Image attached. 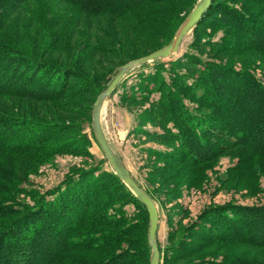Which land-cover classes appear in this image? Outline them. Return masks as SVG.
Segmentation results:
<instances>
[{"label":"trees","instance_id":"16d2710c","mask_svg":"<svg viewBox=\"0 0 264 264\" xmlns=\"http://www.w3.org/2000/svg\"><path fill=\"white\" fill-rule=\"evenodd\" d=\"M56 1V10L46 18V26L39 25L35 38L37 23L26 25L32 0H0V163L10 161L15 170H20L22 160L41 168L48 154L70 152L64 140L71 127L62 118L85 99L90 123L96 98L107 89L117 68L167 46L197 2ZM230 1L213 0L193 31L206 35L207 28L225 25L229 42L238 46L243 42L250 51L264 55L262 21L236 6L234 2L241 0ZM252 2L264 14V0ZM182 10L186 14L180 18ZM123 51L127 57H119L118 64L107 69V56H121ZM192 60L202 68L195 80L201 91L194 96L221 124L207 128L186 115L184 96L193 95L189 74L176 75L177 81L182 77L179 88L178 83L169 86L163 81L154 106L161 120L178 127L184 148L180 160L205 163L220 148L243 152L248 165L264 159V81L218 61ZM89 70L99 74L92 77ZM33 105L40 108V115L34 114ZM92 136L96 141L93 131ZM79 138L85 144L80 149L91 142L84 135ZM1 173L0 169V185L5 184L0 193L6 183L18 189L14 179ZM5 193L10 203L0 205V264H150L146 207L112 171L98 166L74 171L32 206L17 203L10 192ZM128 205L135 208L134 217L127 214ZM216 213L215 225L202 233L207 246L229 240L248 254L237 261L191 264H264V206H230ZM167 250L166 262L191 259L196 247L181 241Z\"/></svg>","mask_w":264,"mask_h":264},{"label":"rangeland","instance_id":"374dc122","mask_svg":"<svg viewBox=\"0 0 264 264\" xmlns=\"http://www.w3.org/2000/svg\"><path fill=\"white\" fill-rule=\"evenodd\" d=\"M234 3L257 15L262 21L261 32L264 33L262 8L257 7L252 0ZM56 8V0H32L26 25L31 27L37 23L39 28L36 26L37 30H33L36 31V35H33L35 38L39 37L40 26H46V18ZM185 12L182 10L179 17L183 18ZM227 30L225 25L207 28L206 35H198L191 30L174 55L131 69L106 101L103 109L102 123L112 148L121 156L133 178L150 195L158 209L157 243L161 250L162 264H191L198 261L222 263L226 259H245L247 249L239 248L229 240L216 243L213 247L207 246L202 233L209 226L215 225L213 220L218 217V209L230 206L259 209L264 206V159L256 158L248 165L243 152L220 148L221 151L205 163L194 165L184 162L180 160L184 148L179 142L181 137L178 127L171 121L161 120L154 106L161 97L159 87L163 81L169 86L178 83L179 88L182 77L177 81L176 75L189 74L187 83L193 95L184 96L186 115L194 116V120L202 121V125L207 128L216 129L221 124L215 121L213 112L194 96V93L201 91L200 87H196L195 80L199 79L202 68L194 65L193 58L203 62L211 59L231 65L264 81V55L250 51L248 45L242 41L239 46L229 42ZM159 38L162 42V36ZM154 41V45L159 43L157 38ZM127 55L123 51L121 56L118 53L107 56L105 67L110 69L118 64L119 57L125 58ZM89 73L92 77L93 74H99L91 70ZM152 76H156L155 82H152ZM98 80L102 84L103 76L100 75ZM147 86L151 90L144 88ZM149 94L151 97L147 100ZM26 105L29 104L24 102V106ZM30 107L34 114L40 115L39 107ZM87 107L88 102L85 99L76 102L71 115L62 118L71 127L66 131L64 141L67 140L68 148L71 151L74 149V152L53 156L48 154L44 160L47 164L41 168L35 167L32 162L30 164L29 160H22L21 171H16L9 160L0 163L4 176L14 179V185L18 188L14 189L6 183L0 193V205L10 203L5 193L10 192L11 199L15 202L32 206L42 193L58 187L74 171L94 166L112 171L103 151L93 139L92 121L88 123ZM80 135L91 141L84 149H80L84 144L79 138ZM4 184L0 186L3 187ZM135 211L132 205L126 207L130 216L134 217ZM181 241L196 247L194 256L191 259L166 262L167 248Z\"/></svg>","mask_w":264,"mask_h":264},{"label":"water","instance_id":"95a60500","mask_svg":"<svg viewBox=\"0 0 264 264\" xmlns=\"http://www.w3.org/2000/svg\"><path fill=\"white\" fill-rule=\"evenodd\" d=\"M213 0H199L183 21L172 41L162 49L153 52L145 57L130 61L116 70V75L111 79L107 89L99 94L93 106L92 111V131L97 144L103 151L112 172L122 181L130 190L132 195L142 203L149 215L148 241L151 247L150 264H160V250L157 243V230L159 225V213L154 200L148 193L140 187L133 178L128 168L125 166L123 159L112 148L102 123V113L106 101L112 96L118 84L127 76L128 72L145 63L154 62L160 59L168 58L174 55L180 48V45L186 35L193 30L196 24L202 19L205 13L210 9Z\"/></svg>","mask_w":264,"mask_h":264}]
</instances>
